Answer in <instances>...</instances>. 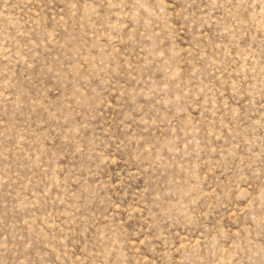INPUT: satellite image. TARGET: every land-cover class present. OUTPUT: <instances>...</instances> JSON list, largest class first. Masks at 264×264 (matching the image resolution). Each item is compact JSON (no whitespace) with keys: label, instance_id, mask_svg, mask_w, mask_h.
Returning <instances> with one entry per match:
<instances>
[{"label":"rangeland","instance_id":"374dc122","mask_svg":"<svg viewBox=\"0 0 264 264\" xmlns=\"http://www.w3.org/2000/svg\"><path fill=\"white\" fill-rule=\"evenodd\" d=\"M0 264H264V0H0Z\"/></svg>","mask_w":264,"mask_h":264}]
</instances>
